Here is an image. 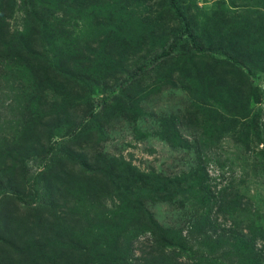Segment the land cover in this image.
I'll use <instances>...</instances> for the list:
<instances>
[{"label": "rangeland", "instance_id": "obj_1", "mask_svg": "<svg viewBox=\"0 0 264 264\" xmlns=\"http://www.w3.org/2000/svg\"><path fill=\"white\" fill-rule=\"evenodd\" d=\"M178 2L215 55L186 38L151 61L183 31L169 0L4 2L6 36L38 5L47 26L33 47L0 45V264H114L120 242L107 245L138 198L175 229L205 208L185 177L199 168L211 191L238 182L264 222V0ZM138 171L174 179L172 197L140 188ZM139 247H124L129 262Z\"/></svg>", "mask_w": 264, "mask_h": 264}, {"label": "trees", "instance_id": "obj_2", "mask_svg": "<svg viewBox=\"0 0 264 264\" xmlns=\"http://www.w3.org/2000/svg\"><path fill=\"white\" fill-rule=\"evenodd\" d=\"M5 1L8 2V6L11 3V0H0V45L33 47L34 37L40 25L47 26L43 6L32 7L27 13L21 32L6 36L7 24L3 18ZM169 4L180 20L183 31L182 34L175 35L167 48L155 54L151 61L169 58L178 51L179 45L186 38L189 39L195 53L215 55L216 51L197 45L178 0H169ZM37 21L40 24H37ZM28 51L36 53L29 48ZM15 54L21 59V52L15 51ZM224 56L232 63L239 65L240 61L231 54ZM144 67V65H139L134 76L141 70L143 71ZM244 69L252 75L249 68ZM129 168L119 167L120 177L127 181H129V175L125 176V174L126 172L129 174L131 167ZM135 177V182H139L140 188L144 187L146 181L154 190L156 188L153 187H161L160 192L163 194L160 199L168 200L172 197L169 190L172 191L170 185L175 181L174 179L161 178L156 175L153 177L139 171ZM185 177H194L198 182V185L195 184L196 192L204 194L205 208L196 209L192 221L188 222L185 228L175 229L160 223L149 210L144 208L142 198H138L136 210L131 215L132 218L116 241L107 245L111 252L112 246L117 245L118 240L120 242L121 256L114 264H264V222L259 223L258 209L252 207L248 200L243 201V196L239 195L235 189L238 187L235 183L238 184V182L232 179L229 187H223L216 192L215 188L211 191L207 173L201 168L190 170ZM243 180L241 179L240 182ZM126 184L131 185L127 182ZM230 187L234 190L232 193H227ZM226 214L229 215L228 219L225 218L226 221L218 220L219 217L223 219ZM226 222L229 224L226 225ZM136 243L141 246L139 247L141 256H138L132 263L128 261L123 250L124 247L128 245L133 247ZM204 248L206 250H203ZM98 253L99 251L95 254ZM90 259L93 261L95 256ZM88 261L77 260V264H89Z\"/></svg>", "mask_w": 264, "mask_h": 264}]
</instances>
